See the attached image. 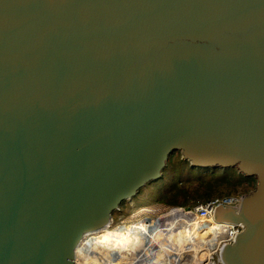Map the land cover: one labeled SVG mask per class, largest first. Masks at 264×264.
Returning <instances> with one entry per match:
<instances>
[{
	"label": "water",
	"instance_id": "obj_1",
	"mask_svg": "<svg viewBox=\"0 0 264 264\" xmlns=\"http://www.w3.org/2000/svg\"><path fill=\"white\" fill-rule=\"evenodd\" d=\"M177 152L256 180L213 219L264 264V0H0V264H82Z\"/></svg>",
	"mask_w": 264,
	"mask_h": 264
},
{
	"label": "bare ground",
	"instance_id": "obj_2",
	"mask_svg": "<svg viewBox=\"0 0 264 264\" xmlns=\"http://www.w3.org/2000/svg\"><path fill=\"white\" fill-rule=\"evenodd\" d=\"M182 212L185 216L191 214L196 218V220L192 219L198 222L192 225L193 229H197L198 226L211 227L208 231L210 234L213 233V239H216L212 241L213 244L208 241L211 235L205 237L206 233L201 228H198L199 232L196 234L190 235L187 231H180L177 227H173L166 216H161L156 221L147 220L148 222L141 221L125 225L121 234H118L120 227L90 233L78 246V260L82 264H87L80 256L81 252H84L93 264H175L184 248L187 249L186 258L193 261L196 259L195 261L198 262L195 264L199 262L204 264L205 260L211 258L220 240L231 238L234 231L230 225L218 223L213 217H197L187 210ZM185 244L187 245L184 246ZM201 245L209 246V249L199 257L198 250ZM102 248L105 251H102ZM123 251H132L133 257L124 258Z\"/></svg>",
	"mask_w": 264,
	"mask_h": 264
},
{
	"label": "trees",
	"instance_id": "obj_3",
	"mask_svg": "<svg viewBox=\"0 0 264 264\" xmlns=\"http://www.w3.org/2000/svg\"><path fill=\"white\" fill-rule=\"evenodd\" d=\"M175 157L169 161L163 178L154 184L157 201L168 206L194 207L216 198L243 194L255 187L254 178L245 177L237 170H224L223 174L206 173L209 170L190 167V162L182 159L181 153L177 152ZM128 206L130 203L125 202L121 209Z\"/></svg>",
	"mask_w": 264,
	"mask_h": 264
},
{
	"label": "rangeland",
	"instance_id": "obj_4",
	"mask_svg": "<svg viewBox=\"0 0 264 264\" xmlns=\"http://www.w3.org/2000/svg\"><path fill=\"white\" fill-rule=\"evenodd\" d=\"M176 153L170 158V160H174ZM175 157V158H174ZM206 173H214V174H223L224 170L222 169H217V170H209L205 171ZM238 174V173H235ZM155 182L148 184L145 186L142 191L134 197L132 202L130 203V206L128 207H123L120 211L116 212L114 214L113 221L111 223V226L109 228L114 229L116 227H120L118 234H121L122 231L125 229V225H130L135 222H141V221H156L159 217L161 216H166V218L169 219V222L173 227H177L178 230L180 231H187L190 235L196 234L199 232L198 228H201L204 233H206L205 237H210L208 239L210 244H213L212 241L216 240L213 239L212 234L209 233L208 229H211L209 226H198L197 229H193L192 225L197 224L198 222L192 221V219L196 220L191 214L185 216L183 214V209H175V208H181V207H171L168 206L164 203L158 202L157 201V195L158 192L155 188ZM247 193V192H246ZM244 194V193H243ZM242 195V193H238L236 195L232 196H239ZM224 198V197H223ZM217 199V198H216ZM214 200V199H213ZM185 208V207H183ZM145 209V212H143ZM174 209V210H173ZM173 210V211H171ZM148 220V221H147ZM128 223V224H127ZM224 239H221L219 242V245L224 243ZM175 241H176V236H175ZM185 244L184 246H186ZM183 246V247H184ZM209 249V246H203L201 245L198 254L199 257L203 254L206 253L207 250ZM102 251H105L103 248L101 249ZM183 251H185L184 248H182ZM200 251V252H199ZM125 255L124 258H132L133 254H131L132 251H123ZM130 253V254H128ZM184 254V253H182ZM81 259L83 262H87V264H93L91 260H89L88 256L86 253L81 252ZM216 257V256H215ZM194 259V258H193ZM189 262H186L187 264L191 263V260L189 258L187 259ZM196 259H194L195 262ZM193 261V260H192Z\"/></svg>",
	"mask_w": 264,
	"mask_h": 264
},
{
	"label": "built area",
	"instance_id": "obj_5",
	"mask_svg": "<svg viewBox=\"0 0 264 264\" xmlns=\"http://www.w3.org/2000/svg\"><path fill=\"white\" fill-rule=\"evenodd\" d=\"M240 196L241 195L229 196V197H224V198H217V199L208 201L206 203L198 204L194 207H191V209L187 210V211L192 213L193 215H195L197 217H199V216L202 218L213 217V213L219 205H233V206L238 205V203L240 201ZM175 209L185 210L183 207L175 208ZM232 229L234 231L233 236L231 238L225 239L224 243L232 242L235 235L241 231V227H239V226H233ZM222 242L223 241H221V245H218V247L212 252L211 258L204 261L206 264H222L220 261V258H219L220 248L224 244V243L222 244ZM186 251H187V249H185V251L181 250L180 256L178 258V262H176L175 264H186V262H188V260H187L188 258L185 257ZM182 253H184V254H182ZM195 262H198V261H195ZM195 262L192 261V264H195ZM198 264H201V263L199 262Z\"/></svg>",
	"mask_w": 264,
	"mask_h": 264
}]
</instances>
